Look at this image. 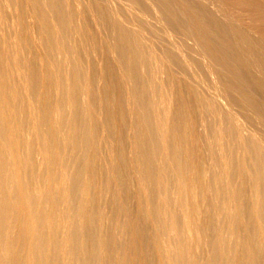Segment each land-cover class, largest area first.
Here are the masks:
<instances>
[{
    "label": "bare ground",
    "instance_id": "6f19581e",
    "mask_svg": "<svg viewBox=\"0 0 264 264\" xmlns=\"http://www.w3.org/2000/svg\"><path fill=\"white\" fill-rule=\"evenodd\" d=\"M120 1L0 0V264H264V0Z\"/></svg>",
    "mask_w": 264,
    "mask_h": 264
},
{
    "label": "rangeland",
    "instance_id": "374dc122",
    "mask_svg": "<svg viewBox=\"0 0 264 264\" xmlns=\"http://www.w3.org/2000/svg\"><path fill=\"white\" fill-rule=\"evenodd\" d=\"M116 1H117V0H116ZM118 2H121V1L118 0ZM159 8H160V7L156 8V9H152V10H151V8H150L151 11H154V10H155V12H156L155 15H154V12L149 11V8H146V9H148L147 12L149 11V12H150V13H149L150 15L153 14L152 16L158 18L159 20L161 19V20H160L161 22H162V20H163V23L168 22V20H169V18H170V16H171L170 13H168V12H167L165 9H163V8H161V9H159ZM157 9H159V10L157 11ZM160 10H161V11H160ZM162 10H165V11H162ZM162 12H164V13H162ZM145 13H146V10H145ZM157 13H160V15L157 14ZM146 14H148V13H146ZM162 14L164 15V16H163L164 18L161 17ZM156 15H159L160 18H159L158 16H156ZM169 15H170V16H169ZM162 18H163V19H162ZM171 18L174 19V16H171ZM256 59H257V58H256ZM232 108H234L232 112H233V114H234V113L236 114L235 116H236V118H237L240 114L236 112L234 106H233ZM242 117H243V116H242ZM242 117H241V115H240V117H238L237 119L235 118V119H236V121H238V119L241 118V119H239L238 123L242 125L243 129L245 130V132H246L248 135H250V136L252 137V139L255 140L256 142H258V140H260L259 137H260V135H261V138H262V139L260 140V143H263V141H264V140H263L264 135L262 134L263 132H262L261 125H259V124L257 123V121H250V120L245 119V118H242ZM240 120H241V121L243 120V123H245V124L241 123ZM244 120H247V121L244 122ZM248 122H250V124H246V123H248ZM251 122H252V123H251ZM248 128H251V130L248 129ZM256 129H258V130H259L258 132L261 133L259 136H258L259 133L257 132ZM246 130H247V131H246ZM248 130H249V131H248ZM260 130H261V132H260ZM255 132H256L257 134H256ZM253 133L256 134L255 136L253 135L255 138H253V136H252ZM262 136H263V137H262ZM256 138H258V140H256ZM258 143H259V142H258ZM263 144H264V143H263ZM211 168H212V167H211ZM217 171H218V168H217L216 166H213V172H217ZM238 179H239V180H238ZM234 180H235V181H234V184H237V182H238V185L241 184V181H240V178H239V177H235ZM248 182L250 183V180H249ZM252 182H253V181H252ZM249 183H248V184H245V187H244L245 190H247V189L249 190V188H248V186L250 185ZM252 184H253V183H252ZM252 184L250 185V187H251V188H250V189H251L250 192L248 191L249 194L253 191V189H254V187H255L253 193L256 194V199H258V200H259V198L261 199V198L263 197V194H262V192H261V191H262L261 189L264 190V187L262 188V186H258V189H257V188H256L257 186L252 185ZM252 188H253V189H252ZM259 190H260V191H259ZM256 191H257L258 193H257ZM260 192H261V193H260ZM250 196H251V194H250ZM258 196H259V198H258Z\"/></svg>",
    "mask_w": 264,
    "mask_h": 264
}]
</instances>
